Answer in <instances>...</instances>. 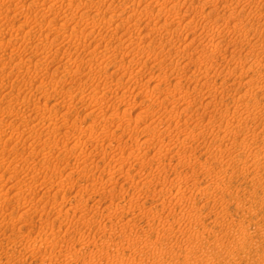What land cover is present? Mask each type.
I'll use <instances>...</instances> for the list:
<instances>
[{
	"label": "rangeland",
	"instance_id": "obj_1",
	"mask_svg": "<svg viewBox=\"0 0 264 264\" xmlns=\"http://www.w3.org/2000/svg\"><path fill=\"white\" fill-rule=\"evenodd\" d=\"M19 1L0 0V15H3L0 16V25H5V28L1 25L0 30L3 31L0 34H4L0 36V40L4 38L6 40L11 35L8 32L11 26V20L4 17L5 12H7V9L15 11L18 6H21L20 4H22L21 10H23V16L26 13L27 16L28 14L31 15L28 16V19H31L33 16L35 17L28 20L29 26H23V32L26 28H30L29 31L26 29L24 32L25 35L29 34V32L33 33L34 31V36L37 34L36 37H39L37 39L34 37V42L30 44L17 41L13 43L15 48L12 47L13 45L9 47L10 45L7 46L4 44V47H9L8 51H12L13 49L12 52L14 53L16 51L17 53L14 58L18 59L13 58L12 63H10V58H7L9 55H0L2 59L0 67L4 66L3 63L5 65H11L7 71L0 69V135L3 136L0 138V202H3V205L0 203V264H264V88L261 86L264 82V50L261 48L264 44V1L214 0L207 5L206 0H200L203 4L202 6L199 0H178L175 5L180 10L173 15L176 18L174 23L169 24V20L166 21L168 24L166 27L170 26L171 30L178 29L179 34L175 36L176 39L174 40L173 35H171L173 31L169 32L166 29L167 31L162 30L163 32L161 31V34H159L156 32L157 30L152 29L153 27L160 26L163 22L165 23V17H167L165 14L163 15L162 13L160 15L161 20L157 17L159 14L155 13V15L153 12H151L153 16L148 19L145 17L148 15H143L144 9L152 11L158 8V5L155 7L154 0L153 2L152 0H94L93 10L89 7L82 8L81 6L80 8H82L81 11L86 12L84 16L86 21L91 22L95 18L93 22L98 23L99 29H101L103 23L104 29L102 27L100 30L103 33H101V36H96V33H90L89 35L79 25L77 29L75 28L74 32L78 33L80 38L78 37V40L73 39L74 41H70V43L64 37L65 34H69V30L71 31L74 25H68V34L63 32V35L62 30H59L60 23L64 22L63 15L67 14L65 8L61 9L62 11L60 10L63 13L61 17L58 14L52 15L46 12L47 15H51V18L49 16L47 17L46 13L45 18V16L43 17L39 13L41 9H37L39 7L43 8L44 5H40V3L33 4L36 6L35 8V6H31L33 0H26L27 3L29 2V6L24 0ZM65 1L68 3L69 0ZM70 1L69 3L71 5L73 4L72 7L77 8L89 0ZM138 1L139 5L137 4ZM184 1L185 3H183ZM174 2L175 0H171L170 3ZM199 3L203 9H201ZM238 3L239 5H247L242 7L243 9L238 5V9L233 10L234 13H231L232 10L230 7ZM97 4L101 6V10L99 11V14H101L98 17L95 16L97 8H99ZM110 4L113 7L109 6ZM132 4L137 9H132ZM145 5L148 7H145ZM222 5L225 6L223 7ZM25 6H28V8L26 9ZM30 6L35 9H32ZM218 6L220 7L210 16L211 21L208 25L207 21L209 18L205 20L207 14L204 15V13H208L212 8ZM105 9L107 10L106 13ZM14 11H11L10 15H13ZM24 11L26 12L24 13ZM199 13H202L204 18ZM54 16H56L54 20L56 22L51 23ZM21 17L19 15V19L17 18L18 21L15 22L16 26L25 23L26 20H21L27 17ZM110 17H112V21H108ZM189 19L193 20H191V24L193 25L186 26L185 23L190 21ZM29 21L32 22L30 23ZM145 22H151L152 24L150 23L151 25L146 26ZM39 23H43V27ZM32 24L42 29L33 27ZM52 24L53 30L50 29ZM239 24L243 25L240 26ZM47 25H50V27ZM45 26H47L46 29H44ZM150 26H152L151 30ZM5 29L8 34L5 33ZM36 29L37 31L40 29V31L37 33ZM217 29H220L221 34L217 33ZM80 31H83V34ZM124 31L131 34L133 38L135 37L134 40L137 42L131 47H128L129 45H126V43L129 44V42L122 39L121 43L127 46V48H124V50L121 48V51H118L119 57L116 56L118 57L117 60L126 62L130 59L129 61L131 62L128 61L127 67L125 65L126 69L117 71L118 67L112 65L116 57L110 55L112 53L105 56L100 53L102 51H110L116 45V47L122 45L116 39H112V37H118ZM202 31L204 32L202 33ZM192 32H195V34ZM24 33L21 30L19 34L16 32L18 37L24 36ZM240 33L242 36H239L241 35ZM46 34H48V38ZM103 34H108L109 36L104 37ZM138 34L140 35L138 36ZM200 34L202 36L209 34L210 36L204 40L194 39L195 36L202 37ZM94 36L96 37L94 38ZM41 37L42 39L45 38L43 40L44 44H42ZM102 37L105 39H102ZM137 37L140 38L138 39ZM98 38L99 40H97ZM238 38L240 39L238 40ZM244 38L247 39V42ZM47 39H49V42ZM123 40L125 43H123ZM192 40L195 42L194 44L190 43ZM79 41L83 42L80 44ZM140 41L141 44L139 43ZM109 42L110 45H108ZM86 43H90V45H85ZM37 44L41 45L38 47V52L35 48ZM216 44L219 47L218 50H215L217 47H215ZM78 45H80L79 48ZM109 46L111 47L110 49H108ZM185 46H187L188 50L187 55L179 53L180 48L182 49ZM196 46L199 48L196 49ZM57 47H60L61 50ZM39 49L43 50L40 51ZM46 49L50 51L48 52ZM142 50H149L151 53L147 51L150 53L147 56ZM169 50L171 51L170 53ZM54 51H57V54ZM27 52L31 54L37 52L39 56H35L33 61H28L26 58H29L31 54ZM152 53L154 57L151 56L153 55ZM167 53H169L168 56L166 55ZM77 55L79 57H76ZM40 56L43 57L41 60L38 59ZM142 56H145V58ZM122 57L126 60H121L123 59ZM88 58H93L92 61L94 62L90 65L91 67L94 66L92 67L93 70L95 67H97L96 70H101L100 72L95 70L96 73H99L97 74L98 76L91 75L92 71H90L88 66L81 65V67H78V65H74V62L76 63V61ZM140 58L143 59L140 60ZM71 59L74 62H71L73 61ZM240 59H243V66H237L236 64L242 61ZM35 60H40V66H43L40 69L38 68L39 70H36L34 67ZM198 60L200 62H197ZM63 62L68 63H65L64 66ZM133 62H137L138 64L136 63L137 65H135ZM141 62H145L142 63L144 65L143 69H145L137 71L140 68L139 66H141ZM174 62L182 63V65L186 62L189 65L182 69L175 68L171 65ZM18 63H22L21 69L23 71L16 72L15 74L12 73L9 76L8 71L10 69L12 70V65ZM66 65H68V68L72 72H70V69H66L67 74L63 77L66 72L64 70ZM150 66L151 68H149ZM148 68L149 70H147ZM133 69L137 72V77L134 80H129L135 74ZM25 70L27 72L30 71V74ZM130 70L133 71L132 74L129 73ZM184 70L186 71L184 72L185 75L182 72ZM4 72H7V75L6 73L3 74ZM16 75L19 76L17 77ZM158 78L164 81L162 82ZM197 78L199 79L196 80ZM118 79H121L120 81L123 84ZM149 79L152 80L148 81ZM45 83L48 85L47 87ZM78 83H81V85ZM144 83L147 84L145 85ZM110 84L112 86H108ZM56 85L61 89L58 88V91H55L53 88ZM36 86H38L39 90ZM117 86L119 87L115 88ZM211 87L213 88L211 89ZM93 89L96 92H91ZM9 90H14V94L9 96L4 95ZM137 90L140 91L137 92ZM124 92L127 93L126 97L124 96ZM244 93H249L251 98L241 100L240 95ZM88 94L94 96L90 97ZM101 94H106V96H102ZM111 95L113 98L110 97ZM210 95H214L215 101H213L214 103L212 105L206 102L210 98ZM93 98L96 99L95 105V99L92 100ZM97 100L99 101L97 102ZM69 101L73 103L70 114V120L74 121L73 125L71 123H65L66 126L62 125L59 129L61 132L58 131L56 133H53L52 127L47 124L40 125L36 128L37 130L33 127L35 123H39V119L35 118L36 121H34L33 117L35 115L45 117L42 112L44 109L42 108L49 109L51 106L63 112L66 110L65 106L70 103ZM65 103L66 105L63 107ZM53 104H57V106H52ZM244 105H248V107L246 108ZM30 106H32V109ZM11 107L16 108V110ZM163 109L167 110L164 111ZM240 110H247L246 112L251 115L248 119H243L239 117ZM110 112L112 114L119 112L115 116L122 114L121 117H123V120H121V117H116L115 122L111 123ZM60 116L59 121L63 118L62 115ZM235 120L238 124H235ZM227 121L230 122L229 125H226ZM118 123L122 124V127H118ZM220 125H226L231 129L237 128L238 130L243 128L240 130L241 136L246 137L249 135L253 138L245 143L246 147L244 150L246 154H241L238 149H233V154L237 155V158L226 161L224 166L218 164L219 160H216V158L220 159L219 154H216L215 151L213 154L208 151L209 148L216 149L217 142L211 143L210 140H205L207 135L201 131L202 127L209 129L215 128L216 131ZM31 126L33 129H31ZM91 126L97 129L95 133L93 132L94 134L92 133ZM13 128H15V131H13ZM106 132L111 133L108 135ZM110 135H115L114 137L118 139ZM11 136L12 138H10ZM146 137L149 139L152 138L149 141L150 147L145 146L146 144L142 142ZM89 141L91 142L89 143ZM75 142L79 143H76V146H74ZM32 143L36 145L32 146ZM65 143L67 147L64 146L66 145ZM70 145L77 150L71 148ZM77 146L79 147L77 148ZM161 146L171 148V150L168 152L162 151ZM70 149H73L71 152H74L71 153ZM84 150L86 151L83 152ZM251 150L263 151L260 154L261 158L256 161L257 168H254L256 174L238 172L239 167L243 168L247 165V159L252 156L250 154ZM66 152L69 153L67 154ZM86 155H89L87 159H85ZM144 155L149 158L144 159ZM77 164L79 167L76 166ZM82 167H84L85 172ZM27 171L29 174H25L28 173ZM68 171L72 175H66ZM254 175L256 177L254 181L256 185L252 186L251 179L254 178ZM222 184L226 185L227 192L220 189ZM177 190L182 192L181 194H186L187 196L193 194V196L184 201H179L176 196V193H178ZM200 190H210V193L203 195ZM238 197L241 200L240 205L235 200ZM123 234L126 235L124 238L122 237Z\"/></svg>",
	"mask_w": 264,
	"mask_h": 264
},
{
	"label": "bare ground",
	"instance_id": "obj_2",
	"mask_svg": "<svg viewBox=\"0 0 264 264\" xmlns=\"http://www.w3.org/2000/svg\"><path fill=\"white\" fill-rule=\"evenodd\" d=\"M19 1V0H18ZM25 2H26V0H24ZM23 1V2H24ZM32 1V0H31ZM73 1V0H72ZM87 1V0H86ZM108 1V0H107ZM107 1H105V2H107ZM121 1V0H120ZM155 2V7H156V5H158V8L156 9H153L152 11L151 10H145L144 8V10H143V15H148V16H145V17H147V19L148 18H150L151 16H153V14H159V16L157 15V17L161 20V14L163 13V15L165 14V16H167V17H165V23L163 22L160 26H158V27H153L152 29H154V30H157L156 32H158L159 34H161V31L162 30H166V29H168V31L170 32V31H173L172 33H171V35H173V37H174V40L176 39L175 38V36H178V29H176V30H171L170 29V26L169 27H166L168 24L166 23V21H168L169 20V24L170 23H174V21H175V17L173 16L174 14H176L175 12H179V10L177 9V7H176V5H175V3L178 1V0H175V2L174 3H170L171 2V0H154ZM180 1V0H179ZM185 1H187V0H185ZM185 1L183 2V3H185ZM189 1V0H188ZM200 1V0H199ZM204 1V0H203ZM212 1H214V0H206V2H207V5L210 3V2H212ZM264 1V0H263ZM19 2H21V1H19ZM69 2H71L70 0L68 1V3L65 1V0H33L32 1V5L31 6H35V5H33V4H36V3H40V5H44V7L42 8H37V9H41V11L39 12V13H41L42 15H43V17L45 16V13L47 12H49V13H51L52 15H55V14H58V16H62L63 15V13H61L60 12V10L61 9H63V8H65L66 10H67V14L66 15H63V21L64 22H59L60 23V25H59V30H62V34H63V32H66L67 33V31L69 30L68 29V25H74V27L72 26V28H71V31L69 30V34L68 35H66L65 34V37H64V39H67L66 41H68L69 43H70V41H74L73 39H77L78 37L80 38V36H79V34L78 33H76V32H74L75 31V28L77 29V27L79 26V25H81L82 26V29L83 30H85V31H87V33H89V35H90V33H96L97 35L96 36H101V33H103V31L102 32H100V30L102 29V27L104 26L103 25V23H102V26H101V29H99L98 28V23L97 22H93V20H95V18L94 19H92V21L90 22V21H86L85 20V15H86V12L85 11H81V9L83 8V7H86V8H92V10H93V2H94V0H89V1H87V2H85V3H80L81 5L80 6H78L77 8H74V7H72L73 6V4L71 5V3H69ZM82 2V1H81ZM99 2V1H98ZM133 2V1H132ZM146 2V1H145ZM152 2H153V0H152ZM201 2V1H200ZM234 2V1H233ZM237 2V1H236ZM18 3V2H17ZM22 3V2H21ZM27 3V2H26ZM29 3V2H28ZM27 3V5L29 6V4ZM31 3V2H30ZM136 3V2H135ZM142 3V2H141ZM204 3V2H203ZM249 3V2H248ZM258 3V2H257ZM119 4V3H118ZM121 4H122V2H121ZM138 5H139V1H138V3H137ZM136 4V5H137ZM201 4H202V2H201ZM206 4V3H205ZM230 4V3H229ZM245 4V3H244ZM6 5V4H5ZM4 5V6H5ZM18 5V4H17ZM21 6L19 7H17V9H15V11L14 10H8L7 9V12H5L4 14V17H6V18H9L10 20H11V26H10V29H9V33L11 34L10 35V37L8 38V39H6L5 40V38L4 39H1L0 41H1V44H0V55L2 54V55H9L7 58H10V63H12L11 61H12V59L15 57V55L17 54L16 53V51L13 53L12 51H13V49H12V51L10 50V51H8L9 50V47H11V45H13L12 47H14V44L13 43H16L17 41L19 42V41H21L20 43H22V42H26V43H28V44H30V43H33L34 41H33V39H34V37H36V35L34 36V34L33 33H35L33 30V33L32 32H29V34H26L25 35V31H26V29H28L27 31H29V29L30 28H26L25 29V31L23 32V26H26V25H28V20H31V19H33V18H35L34 16L31 18V19H28V16H31V15H29L28 14V16L26 15V11H24V13H25V16H23L22 14H23V10H21V7H22V4H20ZM39 5V6H40ZM98 5V7L99 8H97V13H95V16L96 17H98V15H100L99 14V11L101 10V6H99V4H97ZM123 5V4H122ZM129 5V4H128ZM179 5H182V4H179ZM238 5H239V3L238 4H236V5H234V6H232V7H230V9L232 10V12L231 13H234L233 12V10H236V9H238ZM247 5V4H246ZM246 5H239V6H241V8L242 7H245ZM250 5V4H249ZM256 5V4H255ZM15 6H16V3H15ZM24 6V5H23ZM28 6L26 7V9L28 8ZM30 6V7H31ZM75 6V5H74ZM82 6V8H80ZM109 6H112L111 4L109 5ZM131 6V5H130ZM129 6V7H130ZM190 6V5H189ZM199 6H200V3H199ZM202 6H203V4H202ZM205 6V5H204ZM223 7L225 6V5H222ZM6 7V6H5ZM33 7H31L32 9H35L36 8V6H35V8H33ZM95 7V6H94ZM113 7V6H112ZM139 7V6H138ZM145 7H148V6H146L145 5ZM201 7V6H200ZM220 6H218V7H215V8H212L211 9V11H207L208 13H204V15L205 14H207L205 17V20H208V18H209V20L207 21V24L209 25L210 24V16L212 15V13L213 12H215L216 10H217V8H219ZM250 7V6H249ZM10 8V7H9ZM13 8V7H12ZM115 8V7H114ZM121 8V7H120ZM133 8H136L133 4H132V9ZM205 8V7H204ZM229 8V7H228ZM252 8H253V5H252ZM255 8V7H254ZM24 9V8H23ZM80 9V10H79ZM137 9V8H136ZM140 9V8H139ZM149 9H151V8H149ZM201 9H203V7H201ZM243 9V8H242ZM5 10V9H4ZM31 10V9H30ZM106 10V9H105ZM188 10V9H187ZM194 10V9H193ZM230 10V11H231ZM240 10V9H239ZM254 10V9H253ZM0 11H1V9H0ZM11 11H14V14L12 15H10V12ZM33 11V10H32ZM35 11V10H34ZM62 11V10H61ZM90 11H91V9H90ZM111 11V10H110ZM189 11V10H188ZM192 11V10H191ZM194 11H196V10H194ZM250 11V10H249ZM255 11V10H254ZM31 12V11H30ZM36 12V11H35ZM107 12V10L105 11V13ZM140 12V11H139ZM151 12H153V14H151ZM185 12H186V10H185ZM198 12V11H197ZM200 12H201V10H200ZM13 13V12H12ZM28 13V12H27ZM32 13V12H31ZM47 13H46V15H47ZM65 13H66V11H65ZM254 13V12H253ZM1 14V13H0ZM103 14H104V11H103ZM155 14V15H156ZM196 14V13H195ZM230 14V13H229ZM248 14H249V12H248ZM19 15H21L22 17L21 18H25V17H27V18H25V19H23V20H21V21H24V20H26L25 21V23H21V24H19L18 26H16V23L15 22H17L18 21V17H19ZM105 15H107V14H105ZM114 15V14H113ZM118 15V14H117ZM154 15V16H155ZM182 15H183V13H182ZM181 15V16H182ZM187 15H188V13H187ZM194 15V14H193ZM199 15H201V17L202 18H204V16H203V14L202 13H199ZM258 15V14H257ZM0 16H3V15H0ZM49 15H47V17H48ZM51 16V15H50ZM49 16V17H50ZM57 16V17H58ZM136 16V15H135ZM173 16V17H172ZM177 16V15H176ZM242 16V15H241ZM240 16V17H241ZM39 17V16H38ZM37 17V18H38ZM139 17V16H138ZM142 17V16H141ZM194 17V16H193ZM250 17V16H249ZM258 17V16H257ZM6 18H4V19H6ZM14 19V21H12V19ZM18 18V19H17ZM30 18V17H29ZM39 18H41V17H39ZM45 18H46V16H45ZM51 18V17H50ZM55 18H56V16H54L53 17V19L51 20V23H53V22H56V21H54L55 20ZM104 18H105V16H104ZM153 18V17H152ZM192 18V17H191ZM201 18V19H202ZM236 18V17H235ZM246 18V17H245ZM43 19V18H42ZM57 19H59V18H57ZM56 19V20H57ZM108 19V18H107ZM181 19V18H180ZM36 21H37V19H35ZM41 20V19H40ZM87 20H89V19H87ZM96 20H98L97 18H96ZM105 20H106V18H105ZM104 20V21H105ZM112 21V17H110V19H108V21ZM158 20V19H157ZM160 20H158V21H160ZM179 20V19H178ZM190 20V19H189ZM192 20V19H191ZM191 20L190 21H187V23H185V25L186 26H190V25H193V24H191ZM200 20V19H199ZM20 21V20H19ZM20 21V22H21ZM39 21V20H38ZM58 21V20H57ZM103 21V22H104ZM123 21V20H122ZM125 21V20H124ZM193 21V20H192ZM30 23L32 22V21H29ZM35 22V21H34ZM33 22V23H34ZM100 22V21H99ZM127 22V21H126ZM125 22V23H126ZM129 22V21H128ZM161 22V21H160ZM159 22V23H160ZM176 22H177V20H176ZM186 22V21H185ZM205 22V21H204ZM258 22V21H257ZM1 23V22H0ZM2 23H4V22H2ZM44 23V22H43ZM42 23V24H43ZM48 23V22H47ZM58 23V24H59ZM100 23V24H101ZM105 23V22H104ZM107 23V22H106ZM108 23H110V22H108ZM120 23V22H119ZM146 23V22H145ZM144 23V24H145ZM151 22H147L146 23V26H148V25H151L150 24ZM229 23V22H228ZM36 24V23H35ZM40 24V23H39ZM42 24H40V25H42ZM99 24V25H100ZM122 24V23H121ZM138 24V23H137ZM206 24V25H207ZM2 25V27L3 28H5V25L4 24H1ZM1 25H0V28H1ZM33 25V24H32ZM44 25V24H43ZM43 25L41 26V27H43ZM55 25H56V23H55ZM110 25V24H109ZM112 25V24H111ZM155 25V24H154ZM181 25V24H180ZM205 25V26H206ZM217 25V24H216ZM215 25V26H216ZM240 25V24H239ZM243 24H241L240 26H242ZM29 26V25H28ZM35 25H33V27H34ZM39 26V25H38ZM48 27H50V25H47ZM47 26H45V28L44 29H46V27ZM106 26V25H105ZM145 26V25H144ZM145 26V27H146ZM32 27V26H31ZM32 27V28H33ZM36 28H41V27H37V26H35ZM52 27H53V24H52V26L50 27V29H52ZM108 27V26H107ZM115 27H117V26H115ZM135 27H138V26H135ZM151 27L152 26H150V30H151ZM176 27V26H175ZM174 27V28H175ZM183 27H185V26H183ZM252 27V26H251ZM70 28V27H69ZM81 28V27H80ZM129 28V27H128ZM149 28V27H148ZM205 28V27H204ZM237 28H239V27H237ZM242 28V27H241ZM42 29V28H41ZM49 29V30H50ZM99 29V30H98ZM103 29H104V27H103ZM107 29V28H106ZM116 29V28H115ZM118 29V28H117ZM147 29V28H146ZM210 29V28H209ZM226 29V28H225ZM20 30L22 31V33H24V36H21V37H18L17 36V34H16V32L19 34L20 33ZM35 30V29H34ZM53 30V29H52ZM57 30H58V28H57ZM109 30H111V29H109ZM136 30V29H135ZM154 30H152V31H154ZM195 30V29H194ZM194 30H192V31H194ZM3 31V30H2ZM2 31L0 30V32L2 33ZM5 31V33L7 32L6 31V29L4 30ZM38 31H40V29L38 30ZM38 31H37V29H36V32L38 33ZM76 31H78V30H76ZM129 31V30H128ZM143 31V30H142ZM147 31H148V29H147ZM151 31V32H152ZM167 31V30H166ZM179 31H181V30H179ZM213 31V30H212ZM216 31H218L217 33H219V34H221L220 32V29H217ZM227 31V30H226ZM50 32V31H49ZM81 32V31H80ZM83 32V31H82ZM81 32V34H83ZM110 32V31H109ZM163 32V31H162ZM169 32H167V33H169ZM204 31H202V33H203ZM239 32V31H238ZM244 33H245V31H243ZM57 33V32H56ZM59 33H61V32H59ZM139 33V32H138ZM143 33V32H142ZM144 33H148V32H144ZM180 33H182V32H180ZM192 33H194L195 34V32H192ZM213 33V32H212ZM263 33V32H262ZM4 34V33H3ZM3 34H0V36H2ZM6 34H8V33H6ZM6 34H5V36H6ZM31 34V35H30ZM80 34V35H81ZM109 35H110V33H108ZM107 34V35H108ZM121 35H119L118 37L116 36V37H112V39L114 38V39H116L117 40V42L118 43H121V41H122V39H125L126 41H128L129 42V44H127L126 43V45H129L128 47H131L132 45H134V44H136V40H134V38H133V36L131 35V34H129L127 31H124L123 33L121 32L120 33ZM241 34V33H240ZM246 34H248V33H246ZM245 34V35H246ZM47 36V38H48V34H46ZM50 35V34H49ZM64 35V34H63ZM84 35H86V34H84ZM104 35V34H103ZM107 35H104V37L105 36H107ZM108 35V36H109ZM114 35V34H113ZM116 35V34H115ZM134 35V34H133ZM140 34H138V36H139ZM142 35H144V34H142ZM201 35V34H200ZM236 35V34H235ZM4 36V37H5ZM41 36V35H40ZM96 36H94V38L96 37ZM149 36V35H148ZM165 36V35H164ZM168 36V35H167ZM202 36V35H201ZM209 34H206V35H203L202 37H194V39H200V40H204L205 38H209ZM239 36H242V34L241 35H239ZM39 37V36H38ZM38 37H36V39L38 38ZM54 37V36H53ZM88 37V36H87ZM89 37H91V36H89ZM104 37H102V39L104 38ZM111 37V36H110ZM170 37V36H169ZM216 37V36H215ZM246 37V36H245ZM1 38H3V37H1ZM84 38H85V36H84ZM109 38V37H108ZM138 38V37H137ZM140 38V37H139ZM138 38V39H139ZM213 38V37H212ZM40 39H42V37L40 38ZM45 39V38H44ZM44 39H42V41L44 40ZM59 39V38H58ZM82 39V38H81ZM81 39H79V40H81ZM105 39V38H104ZM144 39V38H143ZM163 39V38H162ZM177 39H178V37H177ZM240 38H238V40H239ZM245 39V38H244ZM48 40V42H49V39H47ZM78 40V39H77ZM97 40H99V38L97 39ZM173 40V41H174ZM179 40V39H178ZM213 40V39H212ZM232 40H233V38H232ZM246 40V42H247V39H245ZM40 41V40H39ZM60 41V40H59ZM114 41V40H113ZM168 41V40H167ZM209 41V40H208ZM237 41V40H236ZM242 41V40H241ZM47 42V41H46ZM51 42V41H50ZM76 42V41H75ZM75 42H73V43H75ZM80 42V44L83 42H81V41H79ZM86 42V41H85ZM87 42H88V40H87ZM103 42V41H102ZM149 42V41H148ZM245 42V43H246ZM41 43V42H40ZM61 43V42H60ZM66 43V42H65ZM116 43V42H115ZM123 43H125L124 42V40H123ZM140 44H141V41L139 42ZM144 43V42H143ZM152 43V42H151ZM170 43V42H169ZM175 43V42H174ZM191 44H194L195 42H193V40H192V42H190ZM190 43H188V44H190ZM200 43V42H199ZM210 43V42H209ZM223 43V42H222ZM264 43V42H263ZM4 44H6L7 46H9V47H4L5 45ZM42 44H44V41H43V43ZM50 44V43H49ZM54 44V43H53ZM79 44V43H78ZM90 45V43H86L85 45ZM98 44V43H97ZM122 44V43H121ZM145 44V43H144ZM187 44V45H188ZM225 44V43H224ZM236 44V43H235ZM39 45L40 44H37V45H35V48L37 49L36 51L38 52V47H39ZM46 45H47V43H46ZM52 45V44H51ZM67 45V44H66ZM106 45V44H105ZM108 45H110V42H109V44ZM107 45V46H108ZM114 45H116V44H114ZM148 45H149V43H148ZM170 45V44H169ZM168 45V46H169ZM213 45H214V43H213ZM212 45V46H213ZM219 45V44H218ZM228 45V44H227ZM18 46H20V45H18ZM17 46V47H18ZM32 46V45H31ZM34 46V45H33ZM41 46V45H40ZM54 46H55V44H54ZM79 46L80 45H78V48H79ZM101 46V45H100ZM117 46V45H116ZM115 46V48H112V49H110L111 47L109 46V48L108 49H110V51H102L100 54H102L103 56H105V55H107V54H109V53H112V54H110V55H114V57H116V56H118V51H121V48L124 50V48H127V46H125V45H120L119 47H116ZM144 46H146V45H144ZM177 46V45H176ZM190 46V45H189ZM217 46V44L215 45V47ZM251 46H253V45H251ZM49 47V46H48ZM47 47V48H48ZM52 47V46H51ZM62 47V46H61ZM67 47V46H66ZM90 47V46H89ZM161 47V46H160ZM15 48V47H14ZM46 48V47H45ZM44 48V49H45ZM59 50H61L60 49V47H57ZM57 48H55V49H57ZM65 48V47H64ZM118 48H120L119 50H118ZM146 48V47H145ZM177 48V47H176ZM199 48V47H198ZM197 48V46H196V49H198ZM218 46L216 47V49L215 50H218ZM262 48V50H264V44H263V46L261 47ZM25 49V48H24ZM72 49V48H71ZM90 49V48H89ZM162 49V48H161ZM166 49V48H165ZM189 49V48H188ZM203 49H205V48H203ZM35 50V49H34ZM40 50V49H39ZM43 50V49H42ZM42 50H40V51H42ZM47 50V49H46ZM54 50V49H53ZM65 50V49H64ZM87 50V49H86ZM93 50V49H92ZM103 50H104V48H103ZM214 50V51H215ZM220 50V49H219ZM242 50V49H241ZM28 51V50H27ZM48 51V50H47ZM50 51V50H49ZM48 51V52H49ZM143 52H145L146 54H147V56H148V54H150L151 52L149 51V50H147L148 52H150V53H148L146 50H142ZM158 51V50H157ZM187 46H185V47H182V49L180 48V52L179 53H181V54H183V55H185L186 53H187ZM205 51H208V50H205ZM228 51V50H227ZM250 51V50H249ZM26 52V51H25ZM31 52V51H30ZM28 53V54H31V53ZM37 52H35L34 54H31V55H29V58H26L28 61H33L35 58V56H39V53L37 54ZM47 52V53H48ZM52 52V51H51ZM57 51H54V53H56ZM65 52V51H64ZM89 52V51H88ZM125 52H127V51H125ZM152 52H153V49H152ZM171 51L169 50V53H170ZM175 52V51H174ZM177 52V51H176ZM190 52V51H189ZM231 52V51H230ZM245 52V51H244ZM26 53V54H27ZM72 53V52H71ZM73 53H75V52H73ZM166 53V52H165ZM169 53H167L166 55L168 56V54ZM194 53V52H193ZM197 53V52H196ZM250 53V52H249ZM41 54V53H40ZM44 54V53H43ZM51 54V53H50ZM57 54V53H56ZM90 54V53H89ZM92 54V53H91ZM120 54V53H119ZM127 54V53H126ZM153 54V53H152ZM161 54V53H160ZM177 54V53H176ZM190 54V53H189ZM217 54V53H216ZM226 54V53H225ZM224 54V55H225ZM19 55V54H18ZM42 55V54H41ZM46 55V54H45ZM49 55V54H48ZM52 55V54H51ZM54 55V54H53ZM60 55V54H59ZM83 55V54H82ZM101 55V56H102ZM187 55V54H186ZM192 55V54H191ZM227 55V54H226ZM63 56V55H62ZM86 56V55H85ZM93 56V55H92ZM126 56V55H125ZM151 56H153L154 57V54L153 55H151ZM161 56V55H160ZM189 56V55H188ZM241 56V55H240ZM244 56V55H243ZM247 56H249V55H247ZM255 56V55H254ZM2 57H4V56H2ZM59 57V56H58ZM76 57H79L78 55L76 56ZM97 57V56H96ZM100 57V56H99ZM111 57V56H110ZM119 57V56H118ZM118 57H116L115 58V61H114V63L112 64V65H114L115 67H118V69H117V71L118 70H120V69H126V67H127V63H128V61L130 60H127L126 62H122V61H118L117 60V58ZM142 57H144L145 58V56H142ZM156 57V56H155ZM210 57V56H209ZM43 57L42 56H40V58H38V59H42ZM47 58V57H46ZM63 58V57H62ZM81 58V57H80ZM123 58V57H122ZM182 58H184V57H182ZM189 58V57H188ZM194 58V57H193ZM193 58H190V59H193ZM197 58H199V57H197ZM257 58V57H256ZM5 59V58H4ZM14 59H16V58H14ZM13 59V60H14ZM18 59V58H17ZM16 59V60H17ZM51 59V58H50ZM61 59V58H60ZM66 59V58H65ZM70 59V58H69ZM68 59V60H69ZM124 59L125 58H123V59H121V60H123L124 61ZM141 59H143V58H140V60ZM147 59V58H146ZM149 59H150V56H149ZM156 60H157V58H155ZM189 59V60H190ZM195 59V58H194ZM200 59V58H199ZM234 59V58H233ZM260 59V58H259ZM24 60V59H23ZM40 60H35L36 61V63H35V65H34V67H35V69L37 70L38 68L40 69V67H43V66H40ZM47 60V59H46ZM71 60H73V59H71ZM74 60H75V58H74ZM74 60L73 61H71V62H74ZM77 60H80V59H77ZM93 60V58H88V59H81L80 61H76V63L74 62V65L76 66V65H78V67H81V65H84V66H88L89 67V69H90V71H92V74L91 75H95V76H98L97 74H99V73H96V71H99V70H96L97 69V67H95L94 68V70H93V68L92 67H94V66H90V65H92L93 63L92 62H94V61H92ZM97 60V59H96ZM104 60V59H103ZM108 60V59H107ZM120 60V59H119ZM126 60V59H125ZM136 60V59H135ZM138 61H139V59H137ZM188 60V61H189ZM197 60V59H196ZM195 60V61H196ZM213 60V59H212ZM240 60H242V61H239V62H237L236 64H237V66H243V59H240ZM262 60V59H261ZM45 61V60H44ZM43 61V62H44ZM57 61H59V60H57ZM62 61V60H61ZM102 61V60H101ZM134 61V60H133ZM164 61V60H163ZM247 61H250V60H247ZM246 61V62H247ZM14 62V61H13ZM52 62V61H51ZM129 62H131V61H129ZM181 62V61H180ZM190 62V61H189ZM192 62V61H191ZM197 62H200V60H198ZM232 62V61H231ZM230 62V63H231ZM246 62H245V65H246ZM251 62V61H250ZM1 63H2V59L0 58V66H1ZM26 63V62H25ZM32 63H34V62H32ZM45 63V62H44ZM49 63V62H48ZM64 64V66H65V63L66 62H63ZM68 63V62H67ZM66 63V64H67ZM69 63H70V61H69ZM96 63V62H95ZM134 63V62H133ZM137 63V62H136ZM136 63H134L135 65H137ZM142 63H145V62H141L140 64H141V66H139L140 68H139V70H137V71H140V70H144L143 69V67H144V65L142 64ZM185 63V64H184ZM183 63V65H182V63L180 64V63H177V62H174V63H172L171 65H173L175 68H186L189 64H187L186 62H184ZM235 63V62H234ZM261 63V62H260ZM15 64V63H14ZM259 64V63H258ZM3 65L4 66H2V67H0V69H4V71H7V69L8 68H10V66L9 65H5L4 63H3ZM71 65V64H70ZM69 65V67H71ZM73 65V64H72ZM125 65H126V67H125ZM131 65V64H130ZM170 65V66H171ZM212 65V64H211ZM229 65V64H228ZM244 65V66H245ZM264 65V64H263ZM13 67H12V70L10 69L9 71H8V74H9V76H10V74H12V73H16V72H20V71H23V69H21V67H22V63H18V64H16V65H12ZM29 66V65H28ZM48 66V65H47ZM101 66V65H100ZM133 66V65H132ZM131 66V67H132ZM25 67V66H24ZM23 67V68H24ZM61 67H62V65H61ZM67 67V68H66ZM66 67H65V69L64 70H66V69H70V68H68V65H66ZM78 67H76V68H78ZM98 67H99V63H98ZM105 67V66H104ZM114 67V68H115ZM133 67H136V66H133ZM161 67V66H160ZM29 68H31V67H29ZM28 68V69H29ZM47 68V67H46ZM137 68V67H136ZM149 68H151V66L149 67ZM149 68L147 69V70H149ZM243 68V67H242ZM21 69V70H20ZM38 69V70H39ZM43 69V68H42ZM55 69V68H54ZM73 69V68H72ZM80 69V68H79ZM106 69V68H105ZM158 69V68H157ZM61 70V69H60ZM63 70V69H62ZM81 70V69H80ZM96 70V71H95ZM207 70V69H206ZM251 70V69H250ZM3 71V70H2ZM26 72H27V70H25ZM46 71V70H45ZM44 71V72H45ZM49 71V70H48ZM101 71V70H100ZM99 71V72H100ZM113 71V70H112ZM131 71V70H130ZM129 71V73L130 74H132L133 73V71H135L134 69H133V71H131L130 72ZM180 71V70H179ZM193 71H194V69H193ZM208 71V70H207ZM207 71H206V73H207ZM210 71V70H209ZM228 71V70H227ZM248 71V70H247ZM30 71H28L27 73L28 74H30L29 73ZM52 72V71H51ZM70 72H72L71 71V69H70ZM84 73H85V71H83ZM128 72V71H127ZM177 72H178V69H177ZM183 73L184 72H186L185 70L184 71H182ZM264 72V71H263ZM6 73V75H7V72H4L3 74H5ZM47 73V72H46ZM64 73V72H63ZM91 73V72H90ZM112 73V72H111ZM144 73V72H143ZM153 73V72H152ZM169 73V72H168ZM228 73V72H227ZM21 74H23V73H21ZM24 74H25V72H24ZM67 74V70H66V72L64 73V76L63 77H65V75ZM113 74V73H112ZM123 74V73H122ZM129 74V75H130ZM141 74V73H140ZM157 74H159V73H157ZM192 74H193V72H192ZM205 74V73H204ZM58 75V74H57ZM70 75H71V73H70ZM72 75H74V74H72ZM127 75H128V73H127ZM127 75H125V76H127ZM151 75V74H150ZM176 75V74H175ZM184 75H185V73H184ZM189 75V74H188ZM17 76V75H16ZM19 76V75H18ZM17 76V77H18ZM31 76V75H30ZM35 76H36V74H35ZM88 76H90L89 74H88ZM87 76V77H88ZM118 76V75H117ZM154 76V75H153ZM167 76V75H166ZM177 76V75H176ZM181 76V75H180ZM201 76V75H200ZM231 76V75H230ZM237 76V75H236ZM7 77V76H6ZM48 77V76H47ZM72 77V76H71ZM91 77V76H90ZM137 77V72L135 71V74L133 75V77H131V78H129V80H134V78H136ZM159 77V76H158ZM162 77V76H161ZM188 77V76H187ZM209 77V76H208ZM240 77V76H239ZM264 77V76H263ZM22 78V77H21ZM76 78V77H75ZM98 78V77H97ZM103 78V77H102ZM118 78V77H117ZM128 78V77H127ZM169 78V77H168ZM184 78V77H183ZM3 79V78H2ZM49 79H51V78H49ZM155 79V78H154ZM159 79V78H158ZM199 78H197L196 80H198ZM203 79V78H202ZM206 79V78H205ZM237 79V78H236ZM17 80V79H16ZM58 80V79H57ZM89 80V79H88ZM111 80V79H110ZM119 80V82H122V81H120L121 79H118ZM150 80H152V79H149L148 81H150ZM159 80H161V79H159ZM188 80V79H187ZM215 80V79H214ZM234 80V79H233ZM248 80V79H247ZM253 80V79H252ZM12 81V80H11ZM27 81V80H26ZM35 81V80H34ZM68 81H71V80H68ZM74 81H76V80H74ZM95 81V80H94ZM106 81V80H105ZM128 81V80H127ZM126 81V82H127ZM162 81V80H161ZM164 81V80H163ZM162 81V82H163ZM206 81V80H205ZM211 81V80H210ZM222 81V80H221ZM240 81V80H239ZM264 81V80H263ZM3 82H5V81H3ZM56 82V81H55ZM60 82V81H59ZM64 82V81H63ZM108 82V81H107ZM118 82V81H117ZM118 82V83H119ZM131 82V81H130ZM145 82V81H144ZM198 82V81H197ZM234 82H236V81H234ZM254 82V81H253ZM7 83H9V82H7ZM49 83V82H48ZM65 83V82H64ZM112 83V82H111ZM137 83V82H136ZM160 83V82H159ZM166 83V82H165ZM42 84H43V82H42ZM42 84H41V86H42ZM46 84V83H45ZM55 84V83H54ZM53 84V85H54ZM78 84H80L81 85V83H78ZM115 84H117V83H115ZM114 84V85H115ZM122 84H123V82H122ZM125 84V83H124ZM141 84V83H140ZM145 85L147 84V83H144ZM156 84H158V83H156ZM155 84V85H156ZM169 84V83H168ZM176 84V83H175ZM184 84V83H183ZM230 84V83H229ZM238 84V83H237ZM246 84V83H245ZM4 85V84H3ZM24 85V84H23ZM89 85V84H88ZM98 85V84H97ZM121 85V84H120ZM174 85V84H173ZM205 85V84H204ZM46 87L48 86L47 84L45 85ZM77 86V85H76ZM95 86H96V84H95ZM108 86H112V84H110V85H108ZM128 86V85H127ZM127 86H124V87H127ZM148 86V85H147ZM159 86V85H158ZM181 86V85H180ZM195 86V85H194ZM234 86V85H233ZM261 86L264 88V82H263V84H261ZM37 88H38V86H36ZM119 86H117V87H115V88H118ZM123 87V88H124ZM157 87V86H156ZM156 87H154V88H156ZM181 87H183V86H181ZM208 87V86H207ZM259 87V86H258ZM26 88H28V87H26ZM58 88H60L58 85H56L53 89L55 90V91H58L57 89ZM80 88V87H79ZM94 88V87H93ZM96 88H98V87H96ZM101 88V87H100ZM104 88V87H103ZM102 88V89H103ZM188 88V87H187ZM199 88H201V87H199ZM213 87H211V89H212ZM233 88V87H232ZM12 89V88H11ZM10 89V90H11ZM33 89V88H32ZM43 89V88H42ZM41 89V90H42ZM61 89V88H60ZM106 89H108V88H106ZM105 89V90H106ZM128 89H130V88H128ZM138 89H139V87H138ZM143 89V88H142ZM171 89V88H170ZM9 90V92L8 93H6V94H4V95H7V96H9V95H12V94H14V90H12V91H10ZM38 90H39V88H38ZM45 90V89H44ZM47 90H49V89H47ZM63 90V89H62ZM62 90H60V91H62ZM101 90V89H100ZM108 90H110V89H108ZM107 90V91H108ZM113 90V89H112ZM147 90V89H146ZM179 90V89H178ZM187 90V89H186ZM0 91H1V89H0ZM95 91V89H93V91H91V92H94ZM102 91V90H101ZM100 91V92H101ZM111 91V90H110ZM122 91H125V90H122ZM138 91H140V90H137V92ZM150 91V90H149ZM207 91H209V90H207ZM217 91V90H216ZM215 91V92H216ZM220 91V90H219ZM27 92H29V91H27ZM31 92V91H30ZM42 92V91H41ZM70 92V91H69ZM96 92V91H95ZM99 92V93H100ZM113 92V91H112ZM223 92V91H222ZM16 93H18V92H16ZM35 93V92H34ZM33 93V94H34ZM46 93H47V91H46ZM67 93V92H66ZM87 93H89V92H87ZM102 93V92H101ZM106 93V92H105ZM117 93V92H116ZM125 93V97H126V92H124ZM145 93V92H144ZM148 93H150V92H148ZM155 93V92H154ZM175 93V92H174ZM191 93V92H190ZM242 93V92H241ZM22 94V93H21ZM28 94V93H27ZM92 94V93H91ZM96 94H98V93H96ZM104 94V93H103ZM103 94H101L102 96H106V94L105 95H103ZM109 94V93H108ZM113 94V93H112ZM118 94V93H117ZM120 94V93H119ZM165 94V93H164ZM185 94H187V93H185ZM184 94V95H185ZM211 94V93H210ZM16 95V94H15ZM45 95V94H44ZM64 95V94H63ZM71 95V94H70ZM81 95H83V94H81ZM89 96H90V94H88ZM142 95V94H141ZM151 95V94H150ZM167 95V94H166ZM180 95V94H179ZM183 95V96H184ZM14 96V95H13ZM30 96V95H29ZM52 96H53V94H52ZM84 96V95H83ZM89 96H87V97H89ZM92 96H94V95H91L90 97H92ZM116 96V95H115ZM124 96H123V98H124ZM152 96V95H151ZM178 96V95H177ZM186 96H188V95H186ZM185 96V97H186ZM201 96V95H200ZM219 96V95H218ZM253 96V95H252ZM74 97V96H73ZM100 97V96H99ZM110 97H112V95L110 96ZM109 97V98H110ZM117 97V96H116ZM133 97V96H132ZM157 97H159V96H157ZM156 97V98H157ZM203 97V96H202ZM235 97V96H234ZM234 97H232V98H234ZM236 97H239V96H236ZM255 97V96H254ZM4 98H6V97H4ZM3 98V99H4ZM8 98V97H7ZM10 98V97H9ZM29 98V97H28ZM31 98V97H30ZM48 98V97H47ZM65 98V97H64ZM70 98V97H69ZM85 98V97H84ZM95 98H96V96H95ZM95 98H93L92 100H94ZM103 98V97H102ZM106 98V97H105ZM113 98V97H112ZM122 98V99H123ZM148 98V97H147ZM163 98V97H162ZM206 98V97H205ZM208 98V97H207ZM217 98V97H216ZM251 98V95H249V93L247 94V93H244V94H242V95H240V99L241 100H245V99H250ZM72 99V98H71ZM97 99V98H96ZM96 99H95V101H94V105H95V102H96ZM127 99V98H126ZM128 99H130V98H128ZM158 99V98H157ZM185 99V98H184ZM186 99H187V97H186ZM185 99V100H186ZM218 99V98H217ZM222 99H224V98H222ZM221 99V100H222ZM260 99V98H259ZM10 100H12V99H10ZM14 100V99H13ZM21 100V99H20ZM30 100H32V99H30ZM34 100H37V99H34ZM64 100V99H63ZM79 100V99H78ZM118 100V99H117ZM190 100H192V99H190ZM256 100V99H255ZM29 101V100H28ZM27 101V102H28ZM39 101V100H38ZM68 101V100H67ZM83 101V100H82ZM99 100H97V102H98ZM104 101V100H103ZM102 101V102H103ZM123 101V100H122ZM161 101V100H160ZM176 101V100H175ZM179 101V100H178ZM213 101H215L214 100V95H210V98H208V101L206 100V102H207V104H210L211 103V105H212V103H214ZM233 101H235L234 99H233ZM10 102V101H9ZM34 102V101H33ZM37 102V101H36ZM36 102H35V104H36ZM70 102V101H69ZM91 103H92V101H90ZM141 102V101H140ZM187 102V101H186ZM238 103H239V101H237ZM243 102V101H242ZM257 102V101H256ZM54 103V102H53ZM67 103V102H66ZM66 103L65 104H63V107H64V105H66ZM112 103H114V102H112ZM121 103V102H120ZM129 103V102H128ZM156 103V102H155ZM189 103V102H188ZM31 104V103H30ZM72 104V105H71ZM79 104V103H78ZM93 104V103H92ZM124 104H126V103H124ZM131 104V103H130ZM151 104V103H150ZM169 104V103H168ZM176 104V103H175ZM192 104V103H191ZM206 104V105H207ZM237 104V103H236ZM14 105V104H13ZM33 105V104H32ZM37 105V104H36ZM46 105V104H45ZM59 105V104H58ZM81 105V104H80ZM94 105H92V106H94ZM96 105H101V104H96ZM127 105H129V104H127ZM137 105V104H136ZM166 105V104H165ZM206 105H205V107H206ZM217 105V104H216ZM216 105H213V106H216ZM238 105H240V104H238ZM249 105V104H248ZM248 105L246 106V105H244V106H246V108L248 107ZM251 105V104H250ZM258 105H260V104H258ZM0 106H1V104H0ZM5 106H6V104H5ZM16 106V105H15ZM38 106H39V104H38ZM52 106H57V104L56 105H52ZM72 106H73V103H69L68 105H66L65 107H66V110L65 111H63V112H60L59 110H57L55 107H51L50 106V108L49 109H45V108H42V109H44V111H42L43 112V114L45 115V117L43 118V116H39V115H35V117H33V119H34V121H36L35 120V118L36 119H39V123L37 124V123H32V124H34L33 125V127L36 129V128H38L40 125H45V124H47V125H49L50 127H52V132L53 133H56V132H58V131H60L59 129H60V127H62V125H64V126H66L65 125V123H71L72 125H73V122L74 121H71L70 120V114H71V112H72ZM83 106V105H82ZM89 106H91V105H89ZM169 106V105H168ZM185 106V105H184ZM191 106V105H190ZM220 106H222V105H220ZM242 106V105H241ZM240 106V107H241ZM4 107V106H3ZM27 107H29V106H27ZM32 106H30V108H31ZM34 107H35V105H34ZM40 108H41V106H39ZM42 107H44V106H42ZM77 107V106H76ZM108 107V106H107ZM217 107V106H216ZM11 108H13V107H11ZM74 108V107H73ZM104 108V107H103ZM118 108V107H117ZM135 108V107H134ZM195 108V107H194ZM225 108V107H224ZM14 109V108H13ZM32 109V108H31ZM30 109V110H31ZM38 109V108H37ZM37 109H36V111H37ZM42 109H40V110H42ZM124 109H125V107H124ZM214 109V108H213ZM213 109H212V111H213ZM221 109V108H220ZM219 109V110H220ZM236 109V108H235ZM239 109H241V108H239ZM8 110V109H7ZM14 110H16V108L14 109ZM18 110V109H17ZM33 110H34V108H33ZM39 110V109H38ZM101 110V109H100ZM108 110V109H107ZM116 110V109H115ZM128 110V109H127ZM143 110V109H142ZM164 110V109H163ZM165 110H167V109H165ZM164 110V111H165ZM171 110V109H170ZM175 110V109H174ZM249 110H251V109H249ZM249 110H248V112H249ZM257 110V109H256ZM12 111V110H11ZM20 111H22V110H20ZM117 111V110H116ZM144 111H146V110H144ZM149 111V110H148ZM209 111V110H208ZM211 111V110H210ZM225 111V110H224ZM232 111V110H231ZM236 111V110H235ZM247 110H240V116L239 117H241V118H246V119H248V117L251 115L250 113H247L246 112ZM14 112V111H13ZM13 112H11V113H13ZM32 112V111H31ZM42 112H39V113H42ZM47 112H49V114H47ZM78 112V111H77ZM120 112V111H119ZM119 112H117L116 114H119ZM130 112V111H129ZM233 112H234V108H233ZM232 112V113H233ZM236 112H239V111H236ZM253 112H255V111H253ZM6 113V112H5ZM38 113V112H37ZM36 113V114H37ZM93 113H95V112H93ZM100 113V112H99ZM103 113V112H102ZM111 113V112H110ZM122 113V112H121ZM127 113V112H126ZM142 113V112H141ZM152 113V112H151ZM173 113V112H172ZM177 113V112H176ZM31 114V113H30ZM43 114H41V115H43ZM96 114V113H95ZM116 114H112L111 113V123H114L115 122V120H116V117H118V118H120L121 117V115L120 116H115ZM129 114V113H128ZM144 114V113H143ZM196 114V113H195ZM203 114H205V113H203ZM206 114H208V113H206ZM18 115V114H17ZM26 115V114H25ZM60 115H62V120L61 121H59V118H61V116ZM124 115V114H123ZM149 115V114H148ZM159 115V114H158ZM175 115H177V114H175ZM194 115V114H193ZM243 115H245V116H243ZM60 116V117H59ZM72 116V115H71ZM100 116V115H99ZM188 116V115H187ZM192 116V115H191ZM219 116V115H218ZM232 116V115H231ZM230 116V117H231ZM18 117V116H17ZM77 117V116H76ZM96 117V116H95ZM132 117V116H131ZM136 117V116H135ZM178 117H179V115H178ZM229 117V118H230ZM253 117V116H252ZM27 118V117H26ZM75 118V117H74ZM84 118V117H83ZM123 117H121V120H123L122 119ZM166 118V117H165ZM167 118H169V117H167ZM193 118V117H192ZM125 119V118H124ZM136 120H137V118H135ZM134 119V120H135ZM228 119V118H227ZM251 119V118H250ZM27 120V119H26ZM32 120V119H31ZM75 120H77L76 118H75ZM80 120V119H79ZM105 120H106V118H105ZM133 120V119H132ZM131 120V121H132ZM197 120V119H196ZM221 120V119H220ZM237 120V119H236ZM236 120H235V122H236ZM254 120V119H253ZM3 121V120H2ZM186 121V120H185ZM240 121V120H239ZM244 121V120H243ZM33 122V121H32ZM60 122H62V123H60ZM76 122V121H75ZM121 122V121H120ZM144 122V121H143ZM220 122V121H219ZM228 122V121H227ZM226 122V125L228 124L229 125V123L230 122H228L227 123ZM232 122V121H231ZM7 123V122H6ZM25 123H27V122H25ZM77 123H78V121H77ZM76 123V124H77ZM110 123V124H111ZM163 123V122H162ZM169 123V122H168ZM177 123V122H176ZM200 123V122H199ZM217 123V122H216ZM239 123H242V122H239ZM83 124V123H82ZM124 124V123H123ZM126 124V123H125ZM137 124V123H136ZM235 124H238L237 122L235 123ZM21 125V124H20ZM25 125V124H24ZM23 125V126H24ZM29 125V124H28ZM114 125V124H113ZM135 125V124H134ZM150 126H151V124H149ZM169 125V124H168ZM179 126H180V124H178ZM203 125V124H202ZM218 126L217 127V132L215 131V128L214 129H209V128H203L202 127V129H201V131H202V133L203 134H205V135H207L206 137H205V140H210L211 141V143L212 142H217V147H216V149H208V151H210V152H212V154H213V152L215 151V153L216 154H219V156H220V159H218V158H216V160H219L218 161V164H220V165H222V166H224L225 165V162L226 161H228V160H235L236 158H237V155H234L233 154V149H235V150H239L240 152H241V154H246V152H245V150H244V148L246 147L245 145V143H247V142H249L251 139H253V138H251L249 135L248 136H246V137H242L241 136V134H240V130H242L243 128H240L239 130L236 128V129H231V128H228L227 126ZM233 125H234V122H233ZM9 126H11V125H9ZM8 126V127H9ZM13 126V125H12ZM19 126V125H18ZM30 126V125H29ZM48 126V127H49ZM78 126V125H77ZM81 126V125H80ZM94 126V125H93ZM110 126V125H109ZM111 126H112V124H111ZM114 126H116V125H114ZM129 126V125H128ZM161 126V125H160ZM173 126V125H172ZM171 126V127H172ZM214 126V125H213ZM257 126V125H256ZM14 127V126H13ZM20 127V126H19ZM32 127V126H31ZM33 127L31 128V129H33ZM76 127V126H75ZM92 127V126H91ZM118 127H122V124H119L118 123ZM155 127V126H154ZM187 127V126H186ZM246 127H248V126H246ZM251 127V126H250ZM11 128V127H10ZM17 130H18V128L17 127H15ZM15 128H13L12 130L13 131H15ZM41 128V127H40ZM64 128V127H63ZM67 128V127H66ZM71 128V127H70ZM77 128H79V127H77ZM76 128V129H77ZM100 128H102V127H100ZM111 128V127H110ZM150 128V127H149ZM160 128V127H159ZM4 129V128H3ZM29 129V128H28ZM30 129V130H31ZM47 129V128H46ZM62 129V128H61ZM82 129V128H81ZM80 129V130H81ZM99 129V128H98ZM133 129V128H132ZM158 129V128H157ZM181 129H182V127H181ZM24 130H26V129H24ZM37 130V129H36ZM91 130H92V133L94 132L95 133V131L97 130L96 128H91ZM100 130V129H99ZM98 130V131H99ZM110 130V129H109ZM113 130V129H112ZM153 130V129H152ZM159 130V129H158ZM198 130H200L199 128H198ZM12 131V132H13ZM21 131V130H20ZM23 131V130H22ZM34 131V130H33ZM33 131H32V133H33ZM50 131H51V129H50ZM83 131V130H82ZM127 131V130H126ZM182 131H183V129H182ZM187 131V130H186ZM1 132H3V131H1ZM5 132H8V131H5ZM26 132V131H25ZM34 132H36V131H34ZM46 132H48V131H46ZM51 132V133H52ZM61 132V131H60ZM100 132V131H99ZM192 132V131H191ZM198 132V131H197ZM4 133V132H3ZM2 133V134H3ZM21 133H23V132H21ZM79 133V132H78ZM83 133V132H82ZM93 133V134H94ZM108 135L111 133H108V132H106ZM105 133V134H106ZM126 133H128V132H126ZM195 133V132H194ZM199 133H200V131H199ZM241 133H243V132H241ZM10 134V133H9ZM12 134V133H11ZM27 134V133H26ZM37 134V133H36ZM61 134H63V133H61ZM113 134H115V132H113ZM125 134V133H124ZM182 134V133H181ZM183 134H185V133H183ZM187 134H188V132H187ZM197 134V133H196ZM196 134H194L195 136H196ZM245 134V133H244ZM243 134V135H244ZM247 134V133H246ZM14 135V134H13ZM12 135V136H13ZM43 135V134H42ZM96 135V134H95ZM107 135V136H108ZM112 135V134H111ZM110 135V136H111ZM120 135V134H119ZM198 135H200V134H198ZM1 136V135H0ZM12 136L10 137V138H12ZM17 136H18V132H17ZM25 136V135H24ZM28 136V135H27ZM97 136V135H96ZM115 136V135H114ZM114 136H111V137H114ZM123 136V135H122ZM254 136V135H253ZM3 136H1L0 138H2ZM9 137V136H8ZM16 137V136H15ZM28 137H30V136H28ZM80 137V136H79ZM132 137V136H131ZM190 137V136H189ZM14 138V137H13ZM19 138V137H18ZM31 138V137H30ZM41 138V137H40ZM48 138V137H47ZM64 138V137H63ZM74 138H75V136H74ZM104 138V137H103ZM115 138V137H114ZM24 139V138H23ZM33 139V138H32ZM88 139H90V138H88ZM95 139V138H94ZM93 139V140H94ZM111 139H113V138H111ZM115 139H118V138H115ZM150 139H152V138H150ZM150 139L148 138V137H146L145 138V140L144 141H142L144 144H146L145 146H149L150 147V144H149V141H150ZM186 140H187V138H185ZM3 140H5V139H3ZM39 140H41V139H39ZM42 140H44V139H42ZM54 140V139H53ZM75 140V139H74ZM81 140V139H80ZM86 140V139H85ZM84 140V141H85ZM185 140V141H186ZM2 141V140H1ZM44 141H46V140H44ZM59 141V140H58ZM77 141V140H76ZM79 141V140H78ZM107 141V140H106ZM120 141V140H119ZM39 142V141H38ZM52 142V141H51ZM91 141H89V143H90ZM153 142V141H152ZM21 143V142H20ZM45 143V142H44ZM74 143V142H73ZM76 143L78 144L79 142H75V145L74 146H76ZM84 143V142H83ZM86 143V142H85ZM94 143V142H93ZM66 144V143H65ZM69 144V143H68ZM72 144V143H71ZM97 144V143H96ZM32 146H35L33 143L31 144ZM43 145V144H42ZM47 145V144H46ZM86 145V144H85ZM92 145V144H91ZM41 146V145H40ZM54 146V145H53ZM64 146H66L67 147V144L66 145H64ZM63 146V147H64ZM111 146V145H110ZM167 146V145H166ZM1 147V146H0ZM49 147H51V146H49ZM48 147V148H49ZM55 147V146H54ZM70 147H71V145H70ZM69 147V148H70ZM79 146H77V148H78ZM97 147V146H96ZM71 148H74L75 149V147H71ZM8 149V148H7ZM55 149H57V148H55ZM262 149V148H261ZM66 150V149H65ZM71 150H73V149H70V152H71ZM75 150H77V149H75ZM161 150L162 151H166V152H168L169 150H171V148H164V146H161ZM3 151H4V148H3ZM50 152H51V150H49ZM86 150H84L83 152H85ZM92 151H94V150H92ZM264 151V150H263ZM263 151H261V150H256V151H254V150H251V158H248L247 159V165H245L243 168H238V172H240V173H242V172H244V174H250V173H255L256 172V170H254V168L256 169L257 167H256V161L258 160V159H260L261 157H260V154H261V152H263ZM54 152V151H53ZM74 152V151H73ZM73 152H71V153H73ZM88 152V151H87ZM38 153V152H37ZM67 154L69 153V152H66ZM81 153V152H80ZM9 154V153H8ZM20 154V153H19ZM35 154V153H34ZM54 154V153H53ZM59 154V153H58ZM57 154V155H58ZM64 154H65V152H64ZM79 154V153H78ZM85 154V153H84ZM89 154H92V153H89ZM32 155V154H31ZM36 155V154H35ZM48 155H49V153H48ZM80 155V154H79ZM11 156V155H10ZM18 156V155H17ZM42 156H44V155H42ZM47 156V155H46ZM89 156V155H88ZM87 155H86V157H85V159H87V157H88ZM145 156V155H144ZM83 157V156H82ZM91 157H93V156H91ZM148 157V156H147ZM146 156L144 157V159H146L147 158ZM263 157H264V154H263ZM262 157V158H263ZM43 158V157H42ZM45 158V157H44ZM149 158V157H148ZM83 159V158H82ZM84 159V160H85ZM15 160V159H14ZM28 160V159H27ZM149 160V159H148ZM148 160H146V161H148ZM19 161V160H18ZM81 161H83V160H81ZM145 161V160H144ZM181 161V160H180ZM179 161V162H180ZM13 162V161H12ZM150 163H151V161H149ZM22 163V162H21ZM78 164H80V163H78ZM76 165V166H78L79 167V165ZM152 164H153V162H152ZM10 166V165H9ZM22 167V166H21ZM153 167V166H152ZM1 168V167H0ZM7 168H8V166H7ZM7 168H5V169H7ZM50 168V167H49ZM55 168V167H54ZM73 168V167H72ZM71 168V169H72ZM77 168V167H76ZM81 168V167H80ZM83 168V171H84V167H82ZM253 168V169H252ZM26 169V168H25ZM13 170V169H12ZM33 170V169H32ZM82 170V169H81ZM5 171V170H4ZM78 171V170H77ZM76 171V172H77ZM82 171V172H83ZM28 172V171H27ZM74 172V171H73ZM72 172V173H73ZM85 172V171H84ZM83 172V173H84ZM15 173V172H14ZM59 173V172H58ZM75 173V172H74ZM83 173H81V174H83ZM151 173V172H150ZM25 174H29V172L28 173H25ZM69 174H71V173H69V171H68V174H66V175H69ZM116 174V173H115ZM152 174V173H151ZM256 174V173H255ZM72 175V174H71ZM23 176V175H22ZM35 176H37V175H35ZM60 176V175H59ZM30 177V176H29ZM69 177V176H68ZM34 178V177H33ZM40 178V177H39ZM12 179V178H11ZM23 179V178H22ZM153 179H154V177H153ZM255 179H256V177H255V175H254V178L253 179H251L252 180V186L253 185H256V182H254L255 181ZM9 180V179H8ZM37 180H38V178H37ZM43 180V179H42ZM63 180H64V178H63ZM110 180H112V179H110ZM118 180V179H117ZM152 181H155V180H152ZM63 183V182H62ZM64 183H65V181H64ZM14 184H15V182H14ZM30 184V183H29ZM60 185V184H59ZM71 185V184H70ZM93 185V184H92ZM113 185V184H112ZM115 185V184H114ZM36 186V185H35ZM71 187V186H70ZM15 188V187H14ZM92 188V187H91ZM16 189V188H15ZM33 189H34V187H33ZM220 189H223V191L224 192H227V187H226V185L225 184H222L221 186H220ZM181 190V189H180ZM178 191V190H177ZM200 192L203 194V195H208L209 193H210V190H200ZM182 192H180V191H178V193H176V196L178 197V200L179 201H184L185 199H188V198H191L192 196H193V194H191V195H186V194H181ZM74 195V194H73ZM76 198V197H75ZM1 199V198H0ZM3 199H4V197H3ZM79 199V198H78ZM88 199V198H87ZM236 200V203H238L239 205H240V203H241V200L239 199V197L238 198H236L235 199ZM8 202H9V200H8ZM0 203H2V205H3V202H0ZM5 203V202H4ZM100 203H102V202H100ZM106 207V206H105ZM67 209V208H66ZM106 209V208H105ZM93 211V210H92ZM23 213V212H22ZM70 216V215H69ZM67 217V216H66ZM65 220H67V219H65ZM214 233V232H213ZM215 233H216V231H215ZM133 235V234H132ZM124 236H126V235H122V237L124 238ZM193 236V235H192ZM89 239V238H88ZM87 239V240H88ZM87 240H84V241H87ZM69 242V241H68ZM84 243H86V242H84ZM68 245H69V243H68ZM66 263V262H65Z\"/></svg>",
	"mask_w": 264,
	"mask_h": 264
}]
</instances>
